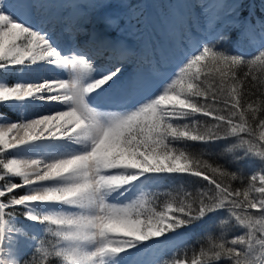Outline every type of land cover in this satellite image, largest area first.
Wrapping results in <instances>:
<instances>
[{"label": "snow or ice", "instance_id": "obj_1", "mask_svg": "<svg viewBox=\"0 0 264 264\" xmlns=\"http://www.w3.org/2000/svg\"><path fill=\"white\" fill-rule=\"evenodd\" d=\"M50 2L0 0V72L42 62L68 73L41 82L0 80V106L53 109L0 122V264H168L141 258L152 251L147 242L174 243L179 229L205 219L219 220L221 228L231 224L237 234L210 242L191 259L177 255L173 264H264V19L257 30L255 21L238 18L236 0H193L201 29L194 50L183 53L163 94L139 100L154 73L136 65L122 78L126 63H134L119 31L125 21L106 19L108 32L89 27L95 11L111 5L93 0L99 6L87 16L73 17L67 9L53 19ZM13 4L21 15L36 12L62 25L67 46L18 19L8 11ZM225 16L231 17L227 27ZM240 35L258 38L253 55L231 50ZM187 40L183 35L182 49ZM102 49L117 53L106 70L89 55ZM164 62L157 59V72ZM100 98L109 107L101 108ZM180 141L219 146L223 155L238 151L234 160L256 159L259 170L238 176L202 159L203 152L178 149ZM172 174L195 178L197 187L141 219L147 200L137 191ZM236 180L243 186L234 187ZM18 211L25 221L20 226ZM22 247L31 249L27 259Z\"/></svg>", "mask_w": 264, "mask_h": 264}, {"label": "rangeland", "instance_id": "obj_2", "mask_svg": "<svg viewBox=\"0 0 264 264\" xmlns=\"http://www.w3.org/2000/svg\"><path fill=\"white\" fill-rule=\"evenodd\" d=\"M80 1L82 0H75L74 4L78 5L80 4ZM231 0H227L229 2ZM106 3L110 4V7H105L101 9H97L95 13L93 14L92 23L89 26L92 30L97 32H108L111 31V29L108 27V24L105 23L106 19L109 21H115L118 18L125 21V24L123 27L119 29L121 37L123 41L130 42L131 45V51L136 52L139 50L140 52L143 51L147 44V50H152V48L158 47L160 48V51L154 52L152 51L150 55V59L153 60L154 57H156L159 52L166 53L169 51L168 56L163 58L162 60L165 61L162 64V71L156 70V64H152V62L145 60V61H138V57H134V60L132 61L135 63H132L131 61H128L126 68L124 69V76L122 78H127L129 75H131L133 72L137 70V66L144 71L146 74L151 71L154 73V78L151 80L149 79V88L145 93H143L141 96L137 97L139 100H144L148 97H156L159 94H163V91L167 88L168 84L171 83L172 80L176 78L175 74L179 71L178 66H182V62L185 60V56L183 55L184 52H191L194 50L196 46V35L194 33L199 34L201 32V29L199 27V21H198V14L195 10V6L193 3V0H176V6L173 11V17L171 19H162L160 15L156 14L150 7L149 0H126L125 3H122L123 0H105ZM198 2V0H196ZM72 2L63 1L61 4L62 7V13L72 8L71 7ZM86 3L89 6V12L85 10L83 13H87L88 15L91 14V12L96 9L99 5L94 3L93 0H87ZM184 5L186 7L185 12H183L180 9L181 5ZM239 10L237 12V16L239 19L244 20L245 18L250 21H255L258 25L260 20L263 19L259 13H264V6L261 5L260 0H239L238 1ZM258 10V12H257ZM263 10V11H262ZM8 11L12 12L18 19H22L25 24L30 25L33 29L42 31L46 33L49 37H52V40L61 47H66L67 42L69 39V33L66 32L64 28V32L61 34V39H58L57 31L60 28V24L57 23H48L46 21H43L39 18V14L36 12H32L30 15H21L20 11L17 9V7L13 4L8 8ZM231 22L230 16H225L222 24L227 27ZM182 23L186 26V30L188 31L187 35L186 33L182 32ZM135 24L139 27L141 26L144 29V33L141 36H138L134 38L132 35L128 33V31H131ZM55 26V27H54ZM181 28V29H180ZM258 30V26H257ZM186 35L188 37L187 40V47L182 49L181 45L176 46L175 39L179 37V35ZM234 35H236L234 33ZM125 38V39H124ZM235 40V39H234ZM182 42V39L180 41V44ZM236 48L239 51H242L241 49L244 48H257L259 45L258 43H254L252 39L245 40L243 35L239 36V40H235ZM158 48V49H159ZM181 54L179 55V53ZM134 54V53H133ZM140 54V53H139ZM90 55V54H89ZM92 56L98 57L95 54ZM102 58V56H100ZM103 69H108L113 67L114 65L110 64L109 58H105V61L103 64H98ZM137 65V66H136ZM195 71V69H193ZM31 73H34V75H37L36 81H31L23 78V76H27ZM67 70H57L53 71L52 66L45 65L42 62H38L36 65L31 66L30 68H26L23 71H21L19 66L10 67L7 71L0 72V80L6 83H15L18 80H23L27 82H41L43 80H52L61 76H67ZM103 98H100L97 102L100 104L101 108H107L108 105L104 104L102 102ZM161 107H170V105H161ZM8 108V107H7ZM42 113L39 115H35L34 117H39L42 114H45L49 111H52L53 109L49 106H41ZM10 109V108H8ZM15 113L17 116V119H27L26 116L21 113L19 110H13L10 109ZM7 117L11 120H14L7 115H3L0 113V122H3V118ZM32 118V117H31ZM142 120H149L150 117L145 116L141 118ZM20 156L23 158H28L32 154L31 153H20ZM165 179L155 182V183H149L144 186L143 189L138 190L136 195H139L140 191H143L146 194V200L150 198L149 194L152 193V187H157L158 185L162 184ZM166 208L164 209V211ZM149 214L146 212V209L144 210V214L141 215V219H145L146 216ZM192 228L188 229V232L185 231H179L181 234L178 238L174 240V243H165L161 244L156 240H150L147 242V244L152 245V251H142L141 252V258L146 262L154 259H164L168 261V264H173L175 259H171L167 256V251L171 250L175 245L184 242L186 239L185 237L189 235L192 232ZM37 235L41 237V239H44L43 236L46 234L42 231H38ZM169 236L176 237V233H169ZM191 235V234H190ZM142 249L144 246H141ZM31 250L27 247H22L21 255L27 251ZM166 251V252H165ZM170 254V253H169ZM172 256V255H171Z\"/></svg>", "mask_w": 264, "mask_h": 264}, {"label": "trees", "instance_id": "obj_3", "mask_svg": "<svg viewBox=\"0 0 264 264\" xmlns=\"http://www.w3.org/2000/svg\"><path fill=\"white\" fill-rule=\"evenodd\" d=\"M149 5L151 9L163 18H170L173 15L174 6L176 0H149ZM258 12V10H257ZM264 19V13H259ZM231 50L238 51L245 56H251L254 54L256 48H242L239 51L236 48L235 40L230 42ZM247 71V68L242 69ZM257 74L259 70L257 69ZM259 103V101H258ZM0 113L7 115L8 117L17 120V116L13 111L7 107L0 106ZM191 145V146H189ZM176 147L180 150H186L191 153L199 154L204 153L202 159L209 163H220L229 168L230 171L235 172L238 176L246 177L253 172L259 170V164L256 159H242L234 160L235 156L239 155V152L223 155L222 149L219 146H213L210 149L204 148L200 144H193L192 142L180 141L177 143ZM18 178H13L17 180ZM193 179L188 177L186 174H172V177L166 178L162 184L157 187H152V193L149 194L150 198L147 200L145 205L146 212L150 209H155L156 211H164L168 203H178L184 198V194L188 191H192L195 184L192 183ZM206 183V182H205ZM234 187H242L240 180L231 182ZM17 218L19 224L17 226L25 223L23 220L22 212L17 213ZM225 219L227 217H224ZM192 228V232L187 235L184 242L175 245L171 250L165 251L167 256L171 259H175L177 255L181 257L187 255L189 259L193 257L194 254L199 253L201 248H207L210 242H219L222 239L229 240L232 236L237 234V229L229 224L227 227L221 228L219 226V220L217 219H205L202 221L193 222L190 226L179 229V231H187ZM45 238V236H43ZM41 239V237H40ZM170 253V254H169ZM31 255V250L25 251L22 256L27 259ZM172 255V256H171Z\"/></svg>", "mask_w": 264, "mask_h": 264}, {"label": "bare ground", "instance_id": "obj_4", "mask_svg": "<svg viewBox=\"0 0 264 264\" xmlns=\"http://www.w3.org/2000/svg\"><path fill=\"white\" fill-rule=\"evenodd\" d=\"M63 1L65 2V1H68V2H72L71 3V7L72 8H70V10H71V15L73 16V17H75V16H87L88 14V10L90 9L89 8V6H88V4L86 3V1L87 0H82V1H80V4H78V5H75L74 4V1L75 0H51V2L47 5V7H48V9H49V11H50V14H51V16H52V18L53 19H58V18H60V16H61V14H62V7H61V4L63 3ZM238 1L239 0H236V2L238 3ZM228 3H233V0H231V1H229ZM175 6H176V3H175ZM175 6H174V8H175ZM229 7H231V5H229ZM180 9L183 11V12H185V10H186V7L182 4L181 6H180ZM85 10H87L88 12L85 14V13H83V12H85ZM263 11V10H262ZM172 17H173V15H172ZM172 17H170V18H162L163 20L164 19H166V20H168V19H171ZM39 18L41 19V17L39 16ZM93 19V18H92ZM94 20V19H93ZM184 26V28L182 29V32H184V33H186L187 35H189L188 34V31L186 30V26L184 25V23H182V27ZM258 26V28H259V24L257 25ZM55 27V26H54ZM181 29V28H180ZM64 32V28H63V26L62 25H60V28H59V30L57 31V34H58V39H61V34ZM67 32V31H66ZM68 33V32H67ZM128 33L130 34V35H132L134 38H136V37H138V36H141L143 33H144V29L141 27V26H137L136 24H135V27L131 30V31H128ZM51 39H52V37H50ZM183 38V35L182 34H180L179 35V37L178 38H176L175 39V41H176V46H178L179 47V45H181L180 44V41H181V39ZM125 39V38H124ZM252 41L254 42V43H258L259 42V40H258V38H252ZM148 46H147V44H146V46H145V48L143 49V51L142 52H140L139 50H137L136 52H132V51H130V53H129V55H130V57H131V59H133L134 60V57H138L137 59H138V61L139 62H141V61H145V60H147L148 59V61H150V62H152V64H157V59L158 58H160L161 60L163 59V58H165L166 56H168V54H169V51L168 52H166V53H160L159 52V54L156 56V57H154L153 58V60H151L149 57H150V55L149 54H151V52L152 51H154V52H158V51H160V48H159V46L158 47H153L152 48V50H147L146 48H147ZM159 48V49H158ZM86 51H87V49H86ZM134 53V54H133ZM140 53V54H139ZM89 54L90 55H93V54H95L94 52H92V51H89ZM100 56H102V58L100 57ZM105 58H109V60H110V64L111 65H115V63H116V60H117V53L113 50V49H102L101 50V55H99L98 57H95V59H96V61H97V64H103L104 63V61H105ZM128 63H126V65H127ZM126 65H125V68H126ZM106 70V69H105ZM36 77H37V75H34V73H31V74H29V75H27V76H23V78H25V79H27V80H31V81H36ZM41 106L42 105H39V104H37V105H32V106H29L26 110H23V111H20L21 113H23L25 116H26V118L27 119H31V117L33 118L35 115H39V114H41L42 113V108H41Z\"/></svg>", "mask_w": 264, "mask_h": 264}]
</instances>
